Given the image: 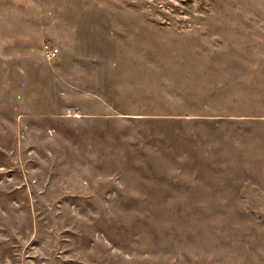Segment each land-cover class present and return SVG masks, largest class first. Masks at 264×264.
<instances>
[{
    "label": "rangeland",
    "instance_id": "374dc122",
    "mask_svg": "<svg viewBox=\"0 0 264 264\" xmlns=\"http://www.w3.org/2000/svg\"><path fill=\"white\" fill-rule=\"evenodd\" d=\"M0 264H264V0H0Z\"/></svg>",
    "mask_w": 264,
    "mask_h": 264
}]
</instances>
